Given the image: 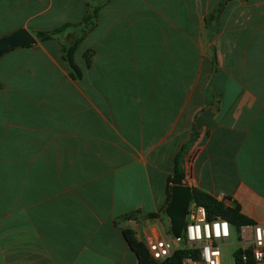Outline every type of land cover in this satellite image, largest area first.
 <instances>
[{"label":"crops","instance_id":"obj_1","mask_svg":"<svg viewBox=\"0 0 264 264\" xmlns=\"http://www.w3.org/2000/svg\"><path fill=\"white\" fill-rule=\"evenodd\" d=\"M21 29L36 44L0 58V264H138L123 231L168 234L176 161L264 225V0H0V38Z\"/></svg>","mask_w":264,"mask_h":264},{"label":"built area","instance_id":"obj_2","mask_svg":"<svg viewBox=\"0 0 264 264\" xmlns=\"http://www.w3.org/2000/svg\"><path fill=\"white\" fill-rule=\"evenodd\" d=\"M231 229L237 234L236 252L240 264L264 261V225L250 223L235 228L220 217H208L205 207L193 198L179 238L168 233L160 239L147 238L144 245L153 261H164L175 252L183 251L187 255L181 257L177 264H220L219 247L227 244Z\"/></svg>","mask_w":264,"mask_h":264},{"label":"trees","instance_id":"obj_3","mask_svg":"<svg viewBox=\"0 0 264 264\" xmlns=\"http://www.w3.org/2000/svg\"><path fill=\"white\" fill-rule=\"evenodd\" d=\"M97 9H94L92 13H89L87 16L88 22L86 21L84 23L85 30L92 25V19L96 14ZM67 27H64L62 29L55 30L50 33H36V38L40 40L41 42H44L46 40L54 39L57 37V35L62 34L65 32ZM79 42V39H75L70 45L65 46L62 45V60L66 63L68 68L72 70L73 72H77V68L75 67L73 60H72V54L75 51L77 44ZM183 175L182 171L179 167L178 161L175 163L174 168V175L173 178L170 180L172 186L173 185H182ZM170 191L171 186L168 188L167 191V200L166 205L169 202L170 198ZM193 195V201L198 203L199 205L205 207L208 217H220L224 220H227L232 226L235 228H238L242 225L250 224L251 222L247 221L238 211L237 208H233L230 206L225 205L223 202H217L212 197L207 195L206 193L198 190L192 191ZM149 217H154V215H149ZM130 218V216L126 217ZM169 233V230H168ZM124 239L126 240L128 246L130 249L134 252L136 255V258L138 260V264H177L179 259L183 256H186L187 253L183 251H177L175 252L171 257L165 259L164 261H153L148 251L145 247V245L142 242L136 241L135 238H133V235L130 230H124L123 231ZM234 261L235 264H240L238 261V254L237 252L234 254Z\"/></svg>","mask_w":264,"mask_h":264},{"label":"water","instance_id":"obj_4","mask_svg":"<svg viewBox=\"0 0 264 264\" xmlns=\"http://www.w3.org/2000/svg\"><path fill=\"white\" fill-rule=\"evenodd\" d=\"M36 44L35 37L27 30L21 29L8 36L0 38V58L10 50L28 47ZM193 198L192 190L184 185H173L169 202L164 213L169 222V233L179 238L185 222L188 206Z\"/></svg>","mask_w":264,"mask_h":264},{"label":"rangeland","instance_id":"obj_5","mask_svg":"<svg viewBox=\"0 0 264 264\" xmlns=\"http://www.w3.org/2000/svg\"><path fill=\"white\" fill-rule=\"evenodd\" d=\"M238 249V238L236 232L231 229V236L226 245L219 247L220 264H234V254Z\"/></svg>","mask_w":264,"mask_h":264}]
</instances>
